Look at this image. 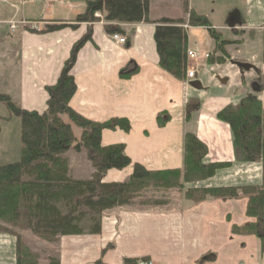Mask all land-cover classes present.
<instances>
[{"label":"crops","instance_id":"0c3cea01","mask_svg":"<svg viewBox=\"0 0 264 264\" xmlns=\"http://www.w3.org/2000/svg\"><path fill=\"white\" fill-rule=\"evenodd\" d=\"M27 1L0 0V93L7 95L16 106L27 111H45L48 98L45 87L56 82L71 47L90 27L91 42L78 52L70 72L76 85L70 106L79 115L94 122L118 118L125 119L130 125L128 132L104 130L101 134L103 146L122 144L132 163H142L151 170L180 169L184 135L192 134L208 150L206 163L231 164L230 168L219 171L215 179H225L227 175H236L239 171L257 166L260 176L256 177L259 179L253 185L260 183L259 164L235 163L230 130L216 119V114L250 96L251 84L257 73L264 75V0H229L226 8L217 0H187L188 9L206 17L221 40L230 44L224 47L227 54L225 62L210 64L204 55L220 57L213 52V40L205 29L187 27V51L196 53L198 58L187 60L186 72L193 69L195 74L193 79H188L185 74L183 80L172 77L159 67L153 24H114L112 27H117L128 38L127 47L112 42L100 15H97L100 21L91 26L81 24L75 30L42 33L49 21H72L84 11L89 0H54L49 4ZM187 18L182 0H148L150 21L167 19L186 22ZM10 21L18 24L13 32L8 27ZM232 60L250 63L255 69L241 71L231 64ZM189 99H197L200 107L186 122L184 108ZM257 99L262 105L264 125V91L257 95ZM124 170H129L125 178L116 177L119 171H108L103 182L124 181L130 175L131 167ZM214 202L216 208H223L220 202ZM186 204L185 208L195 206L190 202ZM231 210L237 211L236 218L226 212ZM200 211L197 208V214ZM194 213L192 218L188 214L189 219L184 220L186 227L189 224L188 231L196 230L199 221L205 217V214L204 217L193 216ZM244 213L245 200L225 201L224 218L229 214L232 221L220 223L221 230L212 233L215 238L209 243L211 233L205 226L202 228L195 259L199 254L202 258L203 252H210L216 255L215 264H264V249L261 251L260 241L255 236L231 233L232 226L239 227L245 223L247 218ZM116 219H120L124 232L132 220L124 212L121 216L114 215L112 220ZM246 222L251 221L247 219ZM105 230V224H102L100 235L76 236L77 242H86L79 247L85 250L79 258L82 263H65L73 260L71 256L76 250L60 247V264H94L100 258L101 240L108 242L113 239L114 233L111 235ZM19 236L26 241L22 234L19 233ZM131 254V257L139 256ZM200 258L187 264H195ZM113 262L104 264H122L119 256ZM0 264H15V239L10 235L0 234Z\"/></svg>","mask_w":264,"mask_h":264},{"label":"trees","instance_id":"16d2710c","mask_svg":"<svg viewBox=\"0 0 264 264\" xmlns=\"http://www.w3.org/2000/svg\"><path fill=\"white\" fill-rule=\"evenodd\" d=\"M185 21L148 19V0H89L82 13L72 21H49L42 33L63 29L75 30L79 25L99 22L102 16L108 34L124 33L114 24L151 23L155 26L154 43L159 67L172 77L183 80L186 74L187 27L203 28L214 42V54L208 63L222 64L227 58L224 47L228 42L212 28L206 17L188 9L182 0ZM235 26V25H234ZM232 26V27H234ZM91 42V29L70 49L56 82L45 87L46 109L39 113L16 106L0 93V103L9 114L20 121V157L14 163L0 165V224H7L47 242L55 243L62 237L97 236L101 222L108 211L132 208L136 205L160 208L168 201L153 199V194L168 190L183 192L184 198L195 203L210 197L214 200H245V217L251 222L233 226L232 234L255 236L264 249V135L263 109L257 95L264 91V75L257 73L251 84L252 94L245 96L236 106H226L216 114L219 122L230 130L234 160L237 164H259L260 183L242 186L194 187L184 190L185 184H196L213 178L219 171L230 168L229 163H206V146L192 134H185L182 143L180 169L151 170L142 163H132L124 152V145L103 146L104 130L128 132L125 119L112 118L94 122L79 115L70 101L76 85L70 72L81 48ZM126 38L125 47L128 45ZM264 56V54H263ZM264 59V57H263ZM197 99H189L184 108V121L199 110ZM65 117L69 124L63 121ZM161 125V124H160ZM72 126L80 130L76 138ZM84 152L93 173L88 179L70 177L66 154ZM131 167L130 175L120 182H103L108 171H123ZM0 234L15 239V264H40L21 237L0 225ZM107 246L103 251L110 249ZM46 264H60L48 258ZM206 262V260H204ZM209 261V260H208ZM149 259L125 258L122 264H147ZM94 264H103L99 259ZM203 264V263H201Z\"/></svg>","mask_w":264,"mask_h":264},{"label":"rangeland","instance_id":"374dc122","mask_svg":"<svg viewBox=\"0 0 264 264\" xmlns=\"http://www.w3.org/2000/svg\"><path fill=\"white\" fill-rule=\"evenodd\" d=\"M52 1L54 0H50V2ZM228 1L229 0H217V2L224 8L228 6ZM27 2L44 4L50 3L47 0H28ZM221 16V19H223L222 14ZM226 17H224V21ZM12 23L13 21L8 22V27ZM14 23L17 22L14 21ZM237 61L246 63L239 60ZM63 121L69 124L68 120L65 117H63ZM72 130L74 136L78 138L80 136V130L76 129L73 126ZM20 148V121L18 118L10 115L6 107L0 103V165L14 163L19 160ZM66 157L68 159L70 177L76 180H83L88 179L91 176L93 170L86 160L84 152L75 153L74 151L70 150L66 154ZM128 171L129 170L119 171V175H117L116 177L118 179H123L125 178ZM259 176L260 170L257 166H255L251 169L239 171L236 175H227V178L225 179H215L213 177L214 179L211 178V181L208 180L196 184H185L183 188L184 190L194 187L209 188L212 187L213 184L219 185L222 183H235L233 186L253 185L254 181H258L257 179L259 178L256 177ZM183 192L184 191H182V193H179L175 190H168L166 192H162V194H153V199L168 201L166 206L160 208H142L141 206L136 205L132 208H121L116 211L113 210L111 212H106V214H104V217L102 218L101 228L102 224H105V231H107L111 235L112 233L114 234L113 239L108 242L105 239L101 240L100 245L102 247V250L100 252L99 259L102 261V263H115L113 261L115 259H118V256L119 262H122L125 258L136 259V257H131V255H133L131 253L139 255L137 259L146 258L147 256H149L147 258L149 259L151 264H187L192 263L194 262V260L200 258L199 254L195 259V249H197L196 246L200 243V236L203 232L202 228L205 226L207 228V232L211 233V237L210 239H208L209 243L215 238L212 233L221 230L222 224L220 223H222L223 221L225 223H229L230 221H232L230 220V217L234 216V218H236L235 214L237 211H226L227 213H231L232 215L230 214L229 217L228 214V216H225L224 218L225 201L214 200L210 197H207L202 202L195 203L192 200L185 199ZM214 201L220 202V205H222L221 207L223 208H216ZM187 202H190L195 206H190L191 208H185V204ZM197 208H200L201 210L199 214H197ZM123 212L126 213L129 218H132L125 232L121 229L120 219H116V221L112 220L114 215L121 216V213ZM192 212H195L193 216H196L195 214H197L204 217L205 214V217L204 219L199 221L200 223L198 224V228L196 230L193 229L188 231L189 224L186 227V223L184 222V220L189 219L190 216L188 214H191L192 218ZM207 214L211 217H209ZM246 221L245 223L243 222L242 225H245L247 223ZM202 223L205 224L202 225ZM218 224L220 225L218 226ZM0 225L8 228L10 231H13L17 235H19V233L22 234L23 239L26 240L24 243L26 244L27 248L39 257L41 263H45V261L49 257L55 259L57 257L58 259L62 250L60 247L67 248V250L70 249V251L72 249L76 250V252L74 251L72 253L74 255L71 256L73 257V260L65 261V263H82L81 259L79 260V258L82 256L81 253H83L85 250L84 248L79 247H82V244H86V242H77L78 239H76V236H71L68 239H58L55 243H47L36 237H32V235H30V233L28 234V232L20 231L10 225L3 223ZM107 246H111V248L105 251L102 255V251ZM207 247L209 248L210 246ZM225 251V253L229 252L228 248H226ZM143 255H145L146 257H144ZM204 260H206V262ZM201 263H217L216 255L210 252H203L202 258L195 262V264ZM223 263H225V261Z\"/></svg>","mask_w":264,"mask_h":264},{"label":"built area","instance_id":"2783aa9c","mask_svg":"<svg viewBox=\"0 0 264 264\" xmlns=\"http://www.w3.org/2000/svg\"><path fill=\"white\" fill-rule=\"evenodd\" d=\"M1 1H5V0H1ZM30 1H40V0H30ZM50 2V0H47ZM18 24L17 23H12L9 26V30L14 31L15 29H17ZM184 28H187V26L185 25ZM111 40L113 43H115L116 45L119 46H124L126 43V38L124 36L118 35V34H113L111 35ZM186 57L188 61H195L198 58V55L192 51H187L186 52ZM209 55H204V58H208ZM194 73L195 71L193 69H190L186 72V76L188 79H192L194 78ZM147 264H151V262L147 263Z\"/></svg>","mask_w":264,"mask_h":264},{"label":"water","instance_id":"95a60500","mask_svg":"<svg viewBox=\"0 0 264 264\" xmlns=\"http://www.w3.org/2000/svg\"><path fill=\"white\" fill-rule=\"evenodd\" d=\"M229 20H231V18ZM230 62H231L232 65H234L235 67H237L241 71H249V70H254L255 69L250 64L241 63V62H238V61H230Z\"/></svg>","mask_w":264,"mask_h":264}]
</instances>
